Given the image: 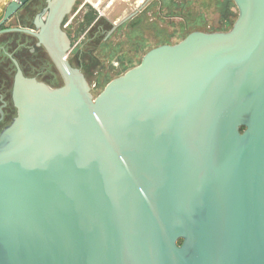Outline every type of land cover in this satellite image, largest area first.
Wrapping results in <instances>:
<instances>
[{
	"label": "water",
	"instance_id": "water-1",
	"mask_svg": "<svg viewBox=\"0 0 264 264\" xmlns=\"http://www.w3.org/2000/svg\"><path fill=\"white\" fill-rule=\"evenodd\" d=\"M232 1L228 30L150 48L95 96L67 58L75 0L0 29L32 34L63 80L11 57L0 264H264V0Z\"/></svg>",
	"mask_w": 264,
	"mask_h": 264
},
{
	"label": "flooded vegetation",
	"instance_id": "flooded-vegetation-1",
	"mask_svg": "<svg viewBox=\"0 0 264 264\" xmlns=\"http://www.w3.org/2000/svg\"><path fill=\"white\" fill-rule=\"evenodd\" d=\"M78 1L79 0H75L70 13L65 16L61 26L70 39V48L67 53V58L72 66L80 69L90 85L89 75L95 72L93 70L95 68V63H93L92 58L86 55V48L88 47L86 42L95 41L97 43H102V41H106L107 37L111 36L119 26L127 23V25L134 24L133 27L143 26L144 16L142 9L134 10L126 14V16L123 17L126 18V20L111 31L113 24L120 20L112 22L103 16L104 14L100 12V10L95 8L96 5L93 6L94 8L87 5L85 2L88 0L81 3ZM138 1L140 2V0ZM45 4L46 0H29L25 5H22V8L10 19H7L5 23L0 25V29L23 27L35 30V17L42 12ZM76 36H80L81 38L77 44L73 45L72 43ZM155 46H157V44L143 50L142 43L139 42L135 48L136 54L140 53L138 62L147 50ZM11 57L17 61L22 71L21 73H23L24 76L34 77L51 87H58L63 83L62 77L51 60L46 48L38 44L37 39L32 34L17 31L0 33V130L5 125L9 124L16 114V109L11 100V88L16 68ZM134 65L126 67L124 59H119L115 62H111L110 69L116 70L117 74L115 77H117ZM100 67L101 69H105L107 66L102 64Z\"/></svg>",
	"mask_w": 264,
	"mask_h": 264
},
{
	"label": "rangeland",
	"instance_id": "rangeland-1",
	"mask_svg": "<svg viewBox=\"0 0 264 264\" xmlns=\"http://www.w3.org/2000/svg\"><path fill=\"white\" fill-rule=\"evenodd\" d=\"M79 0L78 2H84ZM98 2V4H97ZM222 0H88L87 5H96L106 18L112 22L121 20L126 14L142 9L144 25L124 24L103 40L102 43L88 41L86 55L95 63V72L89 80L93 95H97L105 84L117 74L110 69L111 62L124 59L126 67L137 64L139 54L136 47L142 43L143 50L155 44H172L182 39L191 30L213 31L219 26ZM234 8V4L231 9ZM233 11V10H232ZM230 17L236 18V13ZM137 22V21H136ZM80 36L74 38L73 45ZM69 57V55H68ZM107 66L101 69L100 65Z\"/></svg>",
	"mask_w": 264,
	"mask_h": 264
},
{
	"label": "trees",
	"instance_id": "trees-1",
	"mask_svg": "<svg viewBox=\"0 0 264 264\" xmlns=\"http://www.w3.org/2000/svg\"><path fill=\"white\" fill-rule=\"evenodd\" d=\"M232 5H233L232 0H222L220 10H219L221 11V18L219 20V26L217 28H214L213 31H225L231 27L233 21L230 20V17L234 15L231 9Z\"/></svg>",
	"mask_w": 264,
	"mask_h": 264
},
{
	"label": "crops",
	"instance_id": "crops-1",
	"mask_svg": "<svg viewBox=\"0 0 264 264\" xmlns=\"http://www.w3.org/2000/svg\"><path fill=\"white\" fill-rule=\"evenodd\" d=\"M10 2V0H0V19L3 16L5 7L7 6V4ZM10 21V20H8Z\"/></svg>",
	"mask_w": 264,
	"mask_h": 264
}]
</instances>
